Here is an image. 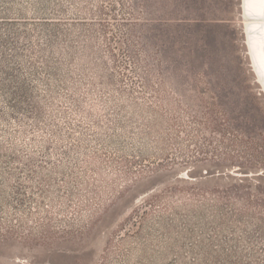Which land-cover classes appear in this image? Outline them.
Wrapping results in <instances>:
<instances>
[{
    "label": "rangeland",
    "instance_id": "rangeland-1",
    "mask_svg": "<svg viewBox=\"0 0 264 264\" xmlns=\"http://www.w3.org/2000/svg\"><path fill=\"white\" fill-rule=\"evenodd\" d=\"M238 2L0 0V264H264Z\"/></svg>",
    "mask_w": 264,
    "mask_h": 264
},
{
    "label": "bare ground",
    "instance_id": "bare-ground-1",
    "mask_svg": "<svg viewBox=\"0 0 264 264\" xmlns=\"http://www.w3.org/2000/svg\"><path fill=\"white\" fill-rule=\"evenodd\" d=\"M238 1L244 53L264 98V0Z\"/></svg>",
    "mask_w": 264,
    "mask_h": 264
}]
</instances>
